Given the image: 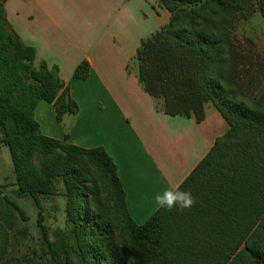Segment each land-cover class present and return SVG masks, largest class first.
I'll list each match as a JSON object with an SVG mask.
<instances>
[{"label":"trees","instance_id":"16d2710c","mask_svg":"<svg viewBox=\"0 0 264 264\" xmlns=\"http://www.w3.org/2000/svg\"><path fill=\"white\" fill-rule=\"evenodd\" d=\"M252 0H158L168 22L140 40L132 58L141 88L169 115L205 116L211 103L226 121L206 155L183 180L196 203L183 211L156 209L143 223L130 215L112 157L101 146L83 148L40 131L39 101L56 119L78 104L59 77L11 28L0 0V143L7 146L16 194L30 195L50 264H264V88L246 96L236 78L240 55L231 39L239 13ZM264 19V0H258ZM82 60L73 77L85 79ZM70 225L51 241L41 196L57 183ZM4 198L0 187V199ZM8 202L25 219L19 205ZM9 234L0 221V264Z\"/></svg>","mask_w":264,"mask_h":264},{"label":"crops","instance_id":"0c3cea01","mask_svg":"<svg viewBox=\"0 0 264 264\" xmlns=\"http://www.w3.org/2000/svg\"><path fill=\"white\" fill-rule=\"evenodd\" d=\"M104 3L113 11L125 13L129 20L135 8V20L143 22L149 13L141 17L138 6L147 7L152 27L146 33H140L138 26L131 27L123 35L122 29H114L111 18L104 24V33L92 39L61 35L57 0H4L3 7L11 28L25 44L35 48L49 68H57L78 104L77 113L64 114L57 120L54 106L40 101L34 110L40 131L59 140L66 136L68 142L83 148L103 147L116 165L128 211L140 224L157 209L154 194L185 179L225 132L226 121L211 103L205 105L200 121L166 114L159 101L139 85L132 63L135 50L141 39L168 22V11H155L146 0ZM82 60L88 61V76L74 78V69ZM39 107L41 113L43 109L54 117L56 127L53 119L51 127L38 121L35 112ZM66 116L69 118L65 121Z\"/></svg>","mask_w":264,"mask_h":264},{"label":"rangeland","instance_id":"374dc122","mask_svg":"<svg viewBox=\"0 0 264 264\" xmlns=\"http://www.w3.org/2000/svg\"><path fill=\"white\" fill-rule=\"evenodd\" d=\"M57 1L59 8L56 10V17L59 23L58 31L61 35L90 36L92 39L104 33V24L111 18L114 22V29H122L123 35H126L131 27L138 26L140 33H146L152 27V15L147 7L138 6L141 17H143L142 13H149V17L147 19L145 17L146 21L143 22L140 18L135 20L136 15L133 16L135 8H132L133 12L128 15L129 20L124 15L125 13L122 14L105 7L104 0ZM146 2L151 3L155 11L161 8L158 0H146ZM231 39L240 55L236 78L248 98H257L264 88V19L258 9V0H252L246 11L237 15L236 23L231 30ZM40 108L35 112L38 121L41 123L44 121L50 127L53 122V126L56 127L57 122L54 117L51 118L46 111L43 112V109L41 113ZM68 118L66 116L65 121ZM57 185L58 190L54 194L42 195L40 198L43 224L47 229L48 237L51 241L60 242L63 236L68 234L70 225L65 213L66 197L62 193L61 183L58 182ZM0 187L3 195L8 200L16 202L26 215L24 219L8 200L0 199V221L5 225L9 234L4 257L17 258L25 264H50V257L36 223L38 209L30 195L16 194L9 150L1 143Z\"/></svg>","mask_w":264,"mask_h":264},{"label":"clouds","instance_id":"9594fccd","mask_svg":"<svg viewBox=\"0 0 264 264\" xmlns=\"http://www.w3.org/2000/svg\"><path fill=\"white\" fill-rule=\"evenodd\" d=\"M182 184L183 180L156 192L153 197L155 206L167 211H171L173 208L183 211L193 207L196 203V197L191 190L183 189Z\"/></svg>","mask_w":264,"mask_h":264}]
</instances>
